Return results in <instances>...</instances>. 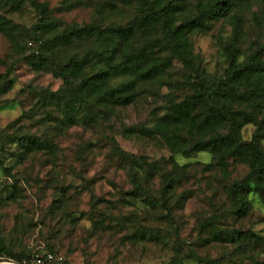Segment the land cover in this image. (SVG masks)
<instances>
[{"label":"rangeland","instance_id":"374dc122","mask_svg":"<svg viewBox=\"0 0 264 264\" xmlns=\"http://www.w3.org/2000/svg\"><path fill=\"white\" fill-rule=\"evenodd\" d=\"M132 1L36 0L46 5L56 21L57 27L49 32L37 29L42 14L35 0L0 3V15L9 30L0 29L1 242L23 257L22 264H32L30 255L36 250L62 257V264H197L208 258L220 264H264L262 249L258 254L251 248L239 250L237 243L218 241L201 230L205 221L216 219L219 227L264 236V199L250 194L252 206L240 216L229 194L232 183L249 174L247 164L231 159L223 170L210 153L185 156L163 138L123 133L131 126L154 128L172 104L193 93L197 75L211 81L225 76L229 68L225 45L237 44L244 61L262 49L264 0H234L227 15L208 22L206 32H191L188 65L171 49L159 50L158 44L159 56H171L163 73L142 82L130 104L112 105L113 113L97 123L84 119L80 105L77 123L64 128L58 120L61 110L39 106L44 90L67 92L79 80L69 88L51 70L34 69L30 43L34 46L38 39L44 41L74 24H125L137 15ZM183 1L184 12L195 16L200 0ZM52 57L61 59L58 52ZM3 85L6 92H1ZM240 108L252 110L246 103ZM87 110L96 109L89 106ZM256 116L264 117V106ZM256 130L254 123L246 124L243 139L251 140ZM26 133L53 141L56 154L39 151L23 157L15 137ZM114 141L127 153L159 166L161 172L152 174L149 184L142 180L143 192L136 190L129 166H121L113 155ZM175 163L188 164V174L180 186L163 195L161 173L173 169ZM150 171L147 167L142 176ZM183 193L189 197L182 205ZM7 259L11 258L0 255V264H10Z\"/></svg>","mask_w":264,"mask_h":264},{"label":"trees","instance_id":"16d2710c","mask_svg":"<svg viewBox=\"0 0 264 264\" xmlns=\"http://www.w3.org/2000/svg\"><path fill=\"white\" fill-rule=\"evenodd\" d=\"M134 4L132 0H126ZM2 0H0V3ZM137 15L125 24L102 26L97 21L84 25L74 24L53 34L44 41L36 32H49L57 27L51 19L46 5L36 2L42 20L35 28L36 39L30 63L34 69L51 70L61 77L70 88L79 80L76 88L67 92L44 90L39 100L40 107H54L62 111L59 125L69 128L77 123V112L84 106L83 116L89 124L97 123L100 117L113 113L112 105H128L137 95L142 82L156 78L171 56L158 55L159 50L169 48L186 65L192 52L189 49V34L193 31L206 32L208 22L221 15H227L234 0H200L198 13L188 16L183 9V0H135ZM102 13V8L97 14ZM237 21L238 16H235ZM0 29L9 32L0 15ZM45 48L41 50V46ZM85 45L81 51L78 49ZM229 68L225 76L211 81L200 75L195 77L193 93L186 99L172 104L154 128L125 127L123 133L134 136L137 133L163 138L176 153L189 156L207 152L227 170L230 160L249 166V174L241 181L232 183L229 194L237 215L245 216L252 206L250 194L264 199V117L258 119L256 112L264 106V47L255 50L246 61L235 43L225 45ZM65 50L68 52L66 53ZM263 50V51H262ZM54 52L61 59L52 57ZM199 76V77H198ZM1 92L8 90L3 85ZM247 104L252 110L241 109ZM238 104L237 107H234ZM89 106L96 110L90 112ZM254 123L257 130L251 140H244L242 129ZM23 148V157L39 151L56 154L53 141L33 133L15 137ZM113 155L121 166L128 167L136 190L143 192L142 180L149 184L150 177L160 170L156 163H149L145 157L127 153L114 141ZM147 167L151 169L146 173ZM210 167V165H208ZM165 187L163 195L181 185L182 177L188 174V164H177L173 169L161 173ZM187 196L183 193L179 202L183 205ZM156 201H154L153 204ZM217 220L210 219L201 225L203 232L209 231L218 241L237 243L239 250L251 248L255 254L264 251V236L251 230L219 227ZM0 240V255L23 262V257L5 246ZM33 252L30 255L32 258ZM197 264H220L217 259H204Z\"/></svg>","mask_w":264,"mask_h":264},{"label":"built area","instance_id":"2783aa9c","mask_svg":"<svg viewBox=\"0 0 264 264\" xmlns=\"http://www.w3.org/2000/svg\"><path fill=\"white\" fill-rule=\"evenodd\" d=\"M62 257H58L52 253L41 254L36 250L32 255V264H62Z\"/></svg>","mask_w":264,"mask_h":264},{"label":"bare ground","instance_id":"6f19581e","mask_svg":"<svg viewBox=\"0 0 264 264\" xmlns=\"http://www.w3.org/2000/svg\"><path fill=\"white\" fill-rule=\"evenodd\" d=\"M10 264H17L16 262H9Z\"/></svg>","mask_w":264,"mask_h":264},{"label":"water","instance_id":"95a60500","mask_svg":"<svg viewBox=\"0 0 264 264\" xmlns=\"http://www.w3.org/2000/svg\"><path fill=\"white\" fill-rule=\"evenodd\" d=\"M7 260H9L10 262H13L11 259H7ZM18 264V263H17Z\"/></svg>","mask_w":264,"mask_h":264}]
</instances>
